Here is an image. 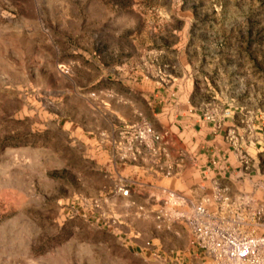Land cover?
<instances>
[{"label": "rangeland", "instance_id": "obj_1", "mask_svg": "<svg viewBox=\"0 0 264 264\" xmlns=\"http://www.w3.org/2000/svg\"><path fill=\"white\" fill-rule=\"evenodd\" d=\"M171 83L248 122L250 176L217 210L131 171ZM198 217L264 236V0H0V264H241Z\"/></svg>", "mask_w": 264, "mask_h": 264}, {"label": "crops", "instance_id": "obj_2", "mask_svg": "<svg viewBox=\"0 0 264 264\" xmlns=\"http://www.w3.org/2000/svg\"><path fill=\"white\" fill-rule=\"evenodd\" d=\"M162 87L154 94L157 98L152 93L153 99L149 101L150 122L167 135L150 146L135 145L137 158L130 164L131 171L148 174L153 180L167 177L179 192L199 191L191 205L203 201L216 209L217 190L229 192L233 199V190L241 191L244 180L250 176L251 169L242 162V158L246 159L242 151L247 146L243 136L248 138V122L235 117L237 112L233 111L209 115L204 112L207 110L191 103L188 90L172 83ZM187 175L192 177L186 179ZM183 194L187 199V194Z\"/></svg>", "mask_w": 264, "mask_h": 264}, {"label": "built area", "instance_id": "obj_3", "mask_svg": "<svg viewBox=\"0 0 264 264\" xmlns=\"http://www.w3.org/2000/svg\"><path fill=\"white\" fill-rule=\"evenodd\" d=\"M145 130L150 131V128L144 127L141 137L146 133ZM119 192L126 195L128 188H120ZM196 220L194 229L199 246L209 249L220 258L241 264H264V259L259 257V252L264 250V236L236 233L232 229L206 222L201 217Z\"/></svg>", "mask_w": 264, "mask_h": 264}]
</instances>
